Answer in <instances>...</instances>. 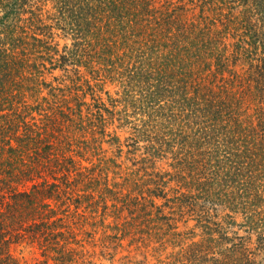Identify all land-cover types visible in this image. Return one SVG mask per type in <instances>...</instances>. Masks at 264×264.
<instances>
[{"label":"trees","instance_id":"trees-1","mask_svg":"<svg viewBox=\"0 0 264 264\" xmlns=\"http://www.w3.org/2000/svg\"><path fill=\"white\" fill-rule=\"evenodd\" d=\"M159 1L0 0V264H21L22 242L91 264L82 213L131 201L148 235L178 241L157 264H264V0ZM84 64H97L90 80L48 81L49 65ZM119 103L140 117L126 142L105 124L128 127ZM126 162L168 168L142 188Z\"/></svg>","mask_w":264,"mask_h":264},{"label":"rangeland","instance_id":"rangeland-1","mask_svg":"<svg viewBox=\"0 0 264 264\" xmlns=\"http://www.w3.org/2000/svg\"><path fill=\"white\" fill-rule=\"evenodd\" d=\"M160 1L161 4L166 2V0ZM157 5L159 6V4ZM199 12L200 11L198 10L195 13L198 14ZM124 27L126 28L127 33H129L130 35V31L132 29L131 24H128ZM121 28L122 26L120 28H117V31L113 34L110 33L109 41L117 39L118 33ZM67 42L72 43V40L61 39L62 45ZM95 66L97 67V64H84L81 66V68L68 66L66 68L59 67L52 69V66L49 65L51 72L48 75V81H53L54 79H66V75L74 76L77 71L80 72V79H82L84 82L87 79H92L91 76H94V74L92 73V67ZM100 78L102 79L97 82L104 86V97H108L109 95L115 98L121 97L122 93L120 95L118 93H120L123 88H121L118 84L113 83L110 77L101 75ZM125 105V103H119L115 110L124 114L128 112V121H130L128 127L124 126V128L117 130L115 126L111 124L108 114H105V124H107L108 126V132L112 133L115 131L117 135H121V137L123 138V142H126L125 138H130L132 136V134L134 133V128L139 129L141 125L138 119L140 117L134 115L132 103H129L128 109L127 107H125ZM146 119L147 118H144V120ZM117 123L119 124V121ZM117 123L115 125H117ZM140 146H145V143H142ZM103 148L108 150V152L104 153L106 157L114 156V151L116 150L115 148L108 144H104ZM138 154H140L139 161L143 159V157H146L143 156L141 152H139ZM124 159L125 158H123L122 160L124 161ZM97 163L98 161L94 160V163L88 164V162H85V165L87 164L90 167H97L99 171L101 170V166ZM123 165L125 166L124 171L127 173H133L134 171H136V179L142 184V188L146 187L147 185L155 186L152 178L154 176V174H152L154 170L161 172L165 171L168 168L166 164L158 162L155 166L149 162H141L136 165L132 162H126ZM98 171L96 172V174H99ZM110 172L111 173L109 174L108 178L109 182L112 183L114 182V175L112 171ZM121 176L123 178L125 177L124 174H121ZM123 178H117L116 181L121 183L124 181ZM153 199L158 206L164 203V199H160L157 197H153ZM109 203L112 205V201H109ZM132 204L133 202L131 201L126 206L122 205L119 212L114 211V208H110V210L108 211L109 215L104 217L101 216L103 212L102 208L100 209L98 214L93 215L90 214V212L82 211V215H84V217L81 218V222L79 225L80 227H82V229L79 231L91 232L94 234L92 238L83 233H81L79 236V239H81L83 243H85L88 255L91 256V264H157L160 261H166V263H171L173 261L172 255H175L179 251V247L177 246L178 241L175 238H170L171 233H169L168 235V233H165L163 231V234H158L157 236L148 235V233L146 232L147 229L140 225L137 219L133 217V214L137 213V211L126 208L130 207ZM242 221L243 218L240 216L239 222ZM194 224L195 223L191 221L188 225L192 227L194 226ZM179 225L180 230L183 231V223L181 222L179 223ZM117 226L119 227L118 230L116 229ZM231 230L232 232L238 231L241 236L246 235L244 229L234 228ZM165 231L168 232V230ZM116 236L118 238H116ZM201 236L202 231L197 230V237L195 238V240L200 242ZM91 240H96L98 242V245H96L95 247L94 243ZM256 240L257 237L254 235L253 241L256 242ZM114 241H116L117 244H115ZM256 243L254 245H256ZM42 251L43 250L37 242H22L12 248V253L17 257L21 264H62L59 261V263H57V261L55 260L56 252H51L52 257H45L42 255Z\"/></svg>","mask_w":264,"mask_h":264}]
</instances>
